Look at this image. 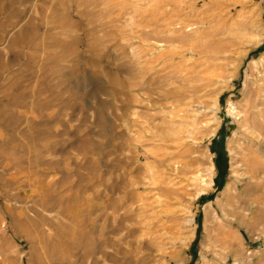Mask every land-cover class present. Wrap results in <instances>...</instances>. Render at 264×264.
I'll return each instance as SVG.
<instances>
[{"label":"rangeland","instance_id":"1","mask_svg":"<svg viewBox=\"0 0 264 264\" xmlns=\"http://www.w3.org/2000/svg\"><path fill=\"white\" fill-rule=\"evenodd\" d=\"M0 264H264V0H0Z\"/></svg>","mask_w":264,"mask_h":264},{"label":"bare ground","instance_id":"2","mask_svg":"<svg viewBox=\"0 0 264 264\" xmlns=\"http://www.w3.org/2000/svg\"><path fill=\"white\" fill-rule=\"evenodd\" d=\"M210 168H211V167H210ZM210 168L206 169L207 173H211V172H210V171H211ZM206 171H205V172H206ZM200 182H202V181H200ZM202 183H203V182H202ZM205 185H207V184L205 183L204 186H205ZM202 186H203V185H202ZM204 186H203V187H204ZM209 186H210V184H209ZM207 187H208V185H207ZM200 188H201V187H200ZM206 189H207V188L205 187V190H206ZM205 190H204V191H205ZM204 191H203V190H201L200 192L198 191V192H199L198 195H200V194H204V193H205Z\"/></svg>","mask_w":264,"mask_h":264}]
</instances>
